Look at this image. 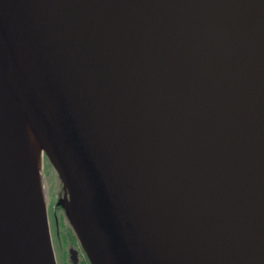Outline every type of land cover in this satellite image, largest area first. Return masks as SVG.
Segmentation results:
<instances>
[{"label": "water", "instance_id": "water-1", "mask_svg": "<svg viewBox=\"0 0 264 264\" xmlns=\"http://www.w3.org/2000/svg\"><path fill=\"white\" fill-rule=\"evenodd\" d=\"M1 82L89 264H264L263 0H0ZM6 177L0 264H50Z\"/></svg>", "mask_w": 264, "mask_h": 264}, {"label": "bare ground", "instance_id": "bare-ground-1", "mask_svg": "<svg viewBox=\"0 0 264 264\" xmlns=\"http://www.w3.org/2000/svg\"><path fill=\"white\" fill-rule=\"evenodd\" d=\"M264 9V0H263ZM44 152L25 121L20 109L3 82L0 83V169L6 172L10 190L17 197L22 193L23 205H18L12 216L24 226L30 239L41 247V254L50 264L52 259L51 242L46 220V193L42 178ZM169 178L176 179L173 170ZM9 180V182H8ZM14 193H12L14 195ZM16 200H21L16 198ZM10 201V200H9ZM23 217V218H22ZM32 234V235H31Z\"/></svg>", "mask_w": 264, "mask_h": 264}, {"label": "rangeland", "instance_id": "rangeland-1", "mask_svg": "<svg viewBox=\"0 0 264 264\" xmlns=\"http://www.w3.org/2000/svg\"><path fill=\"white\" fill-rule=\"evenodd\" d=\"M42 177L45 185L47 214L51 230L50 236L56 262L57 264H80V262L85 261V257L80 249L78 241L76 242V240L71 239L73 235L70 224L66 218L62 219L61 224H59L58 217H61V213L56 210V214L54 210L61 187L55 171L45 158H43L42 164ZM55 214L57 222L55 220ZM61 234H64L65 239H63ZM73 256L76 259L75 263L72 260Z\"/></svg>", "mask_w": 264, "mask_h": 264}, {"label": "trees", "instance_id": "trees-1", "mask_svg": "<svg viewBox=\"0 0 264 264\" xmlns=\"http://www.w3.org/2000/svg\"><path fill=\"white\" fill-rule=\"evenodd\" d=\"M59 196H61V192L59 193ZM56 210H58L61 213V217H58L59 218V224H61V220L65 218L64 210L62 207L55 206V213L57 214ZM72 235H73V237H71V239L76 240V242H77V239H76L73 231H72ZM61 236L63 237V239H65L64 234L63 235L61 234ZM72 260L74 263L76 262V259L74 258V256L72 257ZM80 264H89V263H88L87 259L85 258V261L80 262Z\"/></svg>", "mask_w": 264, "mask_h": 264}]
</instances>
